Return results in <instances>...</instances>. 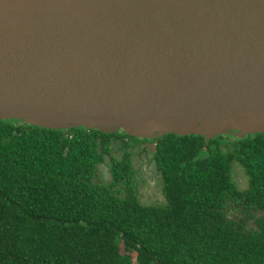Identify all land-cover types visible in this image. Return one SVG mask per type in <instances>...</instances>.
<instances>
[{
    "label": "water",
    "instance_id": "obj_1",
    "mask_svg": "<svg viewBox=\"0 0 264 264\" xmlns=\"http://www.w3.org/2000/svg\"><path fill=\"white\" fill-rule=\"evenodd\" d=\"M264 132V0H0V120Z\"/></svg>",
    "mask_w": 264,
    "mask_h": 264
},
{
    "label": "trees",
    "instance_id": "obj_2",
    "mask_svg": "<svg viewBox=\"0 0 264 264\" xmlns=\"http://www.w3.org/2000/svg\"><path fill=\"white\" fill-rule=\"evenodd\" d=\"M99 133L0 120V264H264V132L159 138L157 205L127 155L94 180Z\"/></svg>",
    "mask_w": 264,
    "mask_h": 264
},
{
    "label": "flooded vegetation",
    "instance_id": "obj_3",
    "mask_svg": "<svg viewBox=\"0 0 264 264\" xmlns=\"http://www.w3.org/2000/svg\"><path fill=\"white\" fill-rule=\"evenodd\" d=\"M75 128L63 129L65 133H72ZM88 133L96 134L98 131V140L105 141V144L99 145L98 152L103 154V159L97 163L96 171H95V178L94 180L99 183H109L113 181L112 176V164L115 159H122L126 155L130 158L133 169H134V176H133V184H132V191H136L139 185L136 182V175H135V159H139L142 157L144 160L142 161L144 164H148L150 170L153 168L154 170V163L157 169V175L155 173V177L158 181L160 186V181L157 177L162 181L160 171L157 167L156 160H155V151L157 148V141L161 137H156L154 139H147V138H140L133 135L127 134L124 130L118 129L117 131L113 132H105L96 129H86ZM108 134V140H106L107 136H103V134ZM72 136V135H70ZM141 160V159H140ZM161 188V186H160ZM163 192V189H162ZM136 194V192H135ZM137 195V194H136Z\"/></svg>",
    "mask_w": 264,
    "mask_h": 264
},
{
    "label": "rangeland",
    "instance_id": "obj_4",
    "mask_svg": "<svg viewBox=\"0 0 264 264\" xmlns=\"http://www.w3.org/2000/svg\"><path fill=\"white\" fill-rule=\"evenodd\" d=\"M141 159V160H140ZM144 159L139 157V159H135V175H136V182L139 187L136 189L137 196L145 203L151 205H157L163 203L164 200V193L162 192V181L157 177L160 181V186L156 179H153L157 173L156 165L154 163V170L155 173L152 171L153 168L150 170L148 164H144L142 161ZM233 177L238 182L240 188L247 187V178L244 175V172L241 168L235 167L233 170ZM125 253H130L128 249L123 248ZM133 255V254H132ZM135 253L132 257L134 261Z\"/></svg>",
    "mask_w": 264,
    "mask_h": 264
}]
</instances>
